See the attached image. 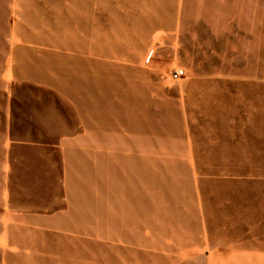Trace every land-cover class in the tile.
Masks as SVG:
<instances>
[{
  "label": "rangeland",
  "instance_id": "rangeland-1",
  "mask_svg": "<svg viewBox=\"0 0 264 264\" xmlns=\"http://www.w3.org/2000/svg\"><path fill=\"white\" fill-rule=\"evenodd\" d=\"M195 1L0 0V83L24 32L58 28L64 39L65 27L80 31L83 9L135 11L159 31L169 19L189 34L201 32L181 35L188 46L170 50L174 66L159 73L168 92L162 153L155 162L147 156L141 224H110L108 240L100 239L104 226H95L86 241L91 264H264V0ZM177 41L170 37V45ZM176 69L185 72L177 80ZM24 182L15 184L14 203L40 207L46 181ZM10 239L0 264H40L36 234L14 231Z\"/></svg>",
  "mask_w": 264,
  "mask_h": 264
},
{
  "label": "crops",
  "instance_id": "crops-1",
  "mask_svg": "<svg viewBox=\"0 0 264 264\" xmlns=\"http://www.w3.org/2000/svg\"><path fill=\"white\" fill-rule=\"evenodd\" d=\"M80 19V31L65 27L64 39L58 28L24 32L0 83V249L11 250L14 231L34 233L40 264H71L74 255V264H91L95 226L108 240L110 224H141L147 156L155 162L162 153L168 92L159 73L174 66L170 50L186 48L181 35H201L169 19L159 31L135 11L83 9ZM21 179L24 188L46 181L40 207L14 203Z\"/></svg>",
  "mask_w": 264,
  "mask_h": 264
},
{
  "label": "built area",
  "instance_id": "built-area-1",
  "mask_svg": "<svg viewBox=\"0 0 264 264\" xmlns=\"http://www.w3.org/2000/svg\"><path fill=\"white\" fill-rule=\"evenodd\" d=\"M183 75H185V72L183 69H177L173 72V78L175 80L180 79Z\"/></svg>",
  "mask_w": 264,
  "mask_h": 264
}]
</instances>
